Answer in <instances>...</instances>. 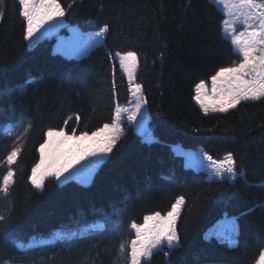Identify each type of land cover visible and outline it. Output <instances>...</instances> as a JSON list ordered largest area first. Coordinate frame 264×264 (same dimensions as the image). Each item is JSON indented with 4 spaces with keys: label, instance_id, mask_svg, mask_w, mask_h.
Masks as SVG:
<instances>
[{
    "label": "trees",
    "instance_id": "obj_1",
    "mask_svg": "<svg viewBox=\"0 0 264 264\" xmlns=\"http://www.w3.org/2000/svg\"><path fill=\"white\" fill-rule=\"evenodd\" d=\"M56 1L68 25L107 35L83 58L54 53L56 38L32 48L21 1L0 0V264H131L133 226L168 215L178 201V245L141 264H257L264 254V97L223 113H205L195 101L200 83L243 61L223 34L222 11L211 0ZM117 54L137 57L154 142L126 123L90 185L51 178L39 191L32 176L50 131L95 134L130 103ZM98 222L104 228L84 237L18 246Z\"/></svg>",
    "mask_w": 264,
    "mask_h": 264
},
{
    "label": "rangeland",
    "instance_id": "obj_2",
    "mask_svg": "<svg viewBox=\"0 0 264 264\" xmlns=\"http://www.w3.org/2000/svg\"><path fill=\"white\" fill-rule=\"evenodd\" d=\"M24 18L28 23V42L34 47L42 39L56 38L54 53L68 58L86 57L98 45L104 43L107 29L99 33H83L78 27H70L56 0H20ZM225 15L223 34L231 41L236 53L243 57L238 66L222 70L210 82H202L196 88L195 101L205 113H223L244 100L264 97V2L252 0H211ZM68 27L69 35H61ZM115 57L121 71L130 83L131 100L127 106L118 107L115 120L92 135H68L50 131L46 144L40 149L41 161L33 172L32 182L41 191L47 179L56 178L65 183L74 180L90 185L102 162L109 156L114 144L125 134V124L134 127L145 141L154 142L149 130L147 106L140 86L136 84L138 61L134 54ZM104 130V131H103ZM12 132L8 126L6 133ZM18 152L12 151L7 162L12 165ZM13 182L10 171L1 184L7 192ZM184 204L178 201L171 213L155 215L143 225H134L136 234L131 243V264H141L165 246L178 245L176 225ZM99 222L83 227L78 232L57 231L49 237H34L28 243H18L24 251L52 245L58 241L87 236L101 230ZM257 264H264V254Z\"/></svg>",
    "mask_w": 264,
    "mask_h": 264
},
{
    "label": "crops",
    "instance_id": "obj_3",
    "mask_svg": "<svg viewBox=\"0 0 264 264\" xmlns=\"http://www.w3.org/2000/svg\"><path fill=\"white\" fill-rule=\"evenodd\" d=\"M103 129H104V128H103ZM100 131H101V130H100ZM103 131H104V130H103ZM97 133H98V132H97ZM43 146H44V145H43ZM43 146H42V147H43ZM42 147H41V148H42Z\"/></svg>",
    "mask_w": 264,
    "mask_h": 264
}]
</instances>
